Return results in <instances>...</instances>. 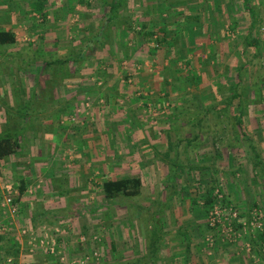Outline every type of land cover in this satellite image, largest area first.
<instances>
[{
    "label": "rangeland",
    "instance_id": "rangeland-1",
    "mask_svg": "<svg viewBox=\"0 0 264 264\" xmlns=\"http://www.w3.org/2000/svg\"><path fill=\"white\" fill-rule=\"evenodd\" d=\"M220 1L226 6L219 21L223 31L201 40L202 46L191 53L185 40L179 47L166 40L167 29L177 20L172 9H182L191 0H125L120 10L134 12L129 16L134 21L127 22L137 32L147 29L139 30L143 23L165 26L154 36L147 31L150 35L142 38L153 40L154 52L148 44L144 58L135 56L138 50L133 49L126 60L107 66L104 62L98 69L89 59L68 63L64 73L71 81L56 79L52 67L35 70L38 79L32 73L28 79L21 75L24 79L0 80V138L14 137L21 145L11 160L0 162V264H27L35 258V264H128L149 253L158 235V218L164 242L157 264H264V245L256 246L258 234L264 231V0L249 2L253 13L241 14L235 28L231 10L237 5L236 10L243 12L242 1ZM73 3L78 9L64 11L65 27L75 22L86 29L90 15L82 14L94 8L102 11L91 18V28L93 23L98 28L106 20L112 22V15L104 12L111 0ZM142 7L160 10V15L150 22L138 20L146 18ZM138 9L143 12L136 13ZM47 16L42 22L51 25L53 19ZM78 31H65L64 58L78 49L71 46ZM254 38L258 45H249ZM23 63L11 69L35 67ZM92 71L98 82L87 83L86 75ZM77 76L86 81L85 89L71 96ZM54 81L59 82L55 88ZM98 83L103 88L99 99L83 94ZM235 83L244 106L241 126L236 124L239 99L229 103L230 86ZM120 93L126 95L121 103L116 100ZM49 103L54 107L42 110ZM94 108H100L101 114ZM54 114L59 115L57 128L73 131L76 137L61 144L49 140L42 124ZM192 120L194 125L189 123ZM113 135L120 140L115 142ZM189 140H194L191 148ZM55 160L62 166L57 169L59 180L54 181L60 203L54 206L57 200L44 197L50 177L42 176L45 181L40 182L35 176L39 167ZM110 162L112 173H105L103 164ZM134 178L141 180L137 196L113 200L104 196L105 181ZM22 186L25 192L20 195ZM173 192V200L168 201ZM9 198L14 200L15 214L6 204ZM209 198L214 204H207Z\"/></svg>",
    "mask_w": 264,
    "mask_h": 264
},
{
    "label": "crops",
    "instance_id": "crops-1",
    "mask_svg": "<svg viewBox=\"0 0 264 264\" xmlns=\"http://www.w3.org/2000/svg\"><path fill=\"white\" fill-rule=\"evenodd\" d=\"M239 1H242L243 3L242 7L244 8V10L243 12L241 10H236L237 5H235V7H233V10H231L232 12L231 16L233 17V20L235 21L233 22L234 28L238 27V23L236 22H238V18L241 17V14L246 16L247 11L250 14L253 13V10L246 11L247 8H245L246 6L244 5V0H239ZM248 1L251 2L252 0H248ZM206 5H207V8H206ZM76 6L78 7L76 3H73L71 6V0H0V34L2 32H10L11 34L15 36V39H16L14 44H1L0 43V80L4 78H8L10 80H14V79L18 80L19 78L24 79L21 75H24L25 79H28V77L31 76L32 73L33 74L35 73V78L38 79L37 77L38 75H36L35 70L45 68L42 58L48 59L49 53H51L52 54L51 57L55 56V57H58V59L60 58L63 59L62 51H63V48L68 44V42L64 40V37L66 36L65 31L67 30L76 32L80 28V31L76 33L77 35H79V38L78 40H76V42L73 41L71 46L77 47L78 49L83 48L85 50L84 54H85L86 60L89 59L90 62L94 64V69H98L97 67L102 68L104 62H106L104 66H107V63L109 65L110 64L112 65L115 61L121 62L123 60H126V57L128 58L130 55L132 56L134 54L133 49L138 50L134 54L135 56H140V55L143 56L144 51H149L146 48L148 47V44H150L152 48L156 47L154 46L153 40H149V43L143 41L142 38H144L145 34L146 35L149 34L147 33V31L149 32L152 31L156 33V30L165 28V26H162L161 24L152 23L149 25L148 23L142 22L143 24H141L142 26L141 28H139V30L144 29V28H147V29H144L142 33H139V31L137 32V30H135V28H133L132 25L128 24L129 22H127L128 21L127 19H130L131 22L134 21L133 18H129V16L133 15L134 13L132 10H120L119 14H122V17L120 16V20L113 19L112 22H109L108 20H106L105 22L101 23L98 28H96V24L93 23V26L91 28V18L96 19L97 13L102 11V10H96L94 7H93L94 10H84L85 12L82 14L83 17L84 16L89 17L90 15V18L84 24L86 29H81L82 26L80 24H76L75 22L73 26L67 25L65 27V19H63L64 11L68 10L70 11L69 13H71V11L75 12L76 9H78L76 8ZM71 7L74 10H72ZM88 7L90 8L89 3H88ZM210 7L213 10H209ZM141 9H143V7ZM166 9H169L168 5L166 6ZM143 10L138 9L136 13H141L143 12ZM172 10H173V13L175 12V14L177 15V17H175V19L177 20L174 21L175 26H173L172 28H169L170 22L167 21L168 26L166 27L170 29V30L167 29L166 31V40L169 39L167 40L168 45H173V46L177 45V47H179L182 45V42H183L182 40H185L187 43L186 47L190 48L189 53H191V51L195 50L194 47L202 46V44L200 43L201 40H204V38H209V35H214L218 33V31H223L222 28H224V25L220 23V25H222L220 26L219 21H222V18H224L225 16L226 6L220 0L217 3L214 0L213 4H210L209 2L207 3V0H194V1L191 0L190 3L185 4L184 8L182 9L174 8ZM172 10H170L171 12L169 14L172 13ZM78 11L79 12L81 11L80 7ZM104 12L107 15L111 14L110 9L108 7L106 8V10H104ZM144 12H145L146 18L142 16H140L139 18L138 16L137 17V19L139 18L138 20H141V21L145 20L147 22H150L154 20L155 17L160 15V10H144ZM91 13L92 14L94 13V15H92ZM125 14H127L128 16H126ZM46 16L48 17V19H53V21L50 22L51 25L46 24L47 22H42L44 20L43 17H46ZM54 16H56V20L54 19ZM211 16H212V19H211ZM39 17L41 18L40 20L41 23L38 21V19H40ZM252 25L250 27H253ZM37 27L39 29H37ZM93 30L96 33L92 34L91 36V33L94 32ZM178 31L179 33H177ZM172 32L174 35L172 34ZM204 32L208 35L206 36L205 34H203ZM81 33L83 35H80ZM112 35L114 37L110 38ZM40 36L42 37L41 38L42 41L41 40L37 41V38ZM177 39L178 41L175 42V40ZM165 45L166 43L164 42L163 46ZM102 46H105V49H102V48L99 49ZM96 49L98 51H96ZM171 50H172V56H174V58L176 57L178 58L179 55L177 54V52H175L174 48H171ZM86 51H87V56H86ZM34 54L35 56H32ZM43 55L45 57H43ZM14 58L17 60H14ZM149 61L153 62L155 60H149ZM17 62H21V63L28 62V63H31V66L35 65V67L30 68L29 71L26 68V69L21 70L20 72H17L16 69H13V70L11 69V67L16 66ZM82 62H85V61H82ZM172 63H173V59L170 58L169 67L172 66ZM169 67L167 68V70L169 69ZM86 78L88 79L87 83H95V81L98 82L96 73L93 71L88 73L86 75ZM113 78H115V76H113ZM80 79L81 78H79L78 76H77L78 81H76L75 79H72L76 81L74 83H76L78 86H76L75 88H72V91L70 93L71 96L72 95L75 96L81 91H83L82 89H85V87L82 85H84L86 81L84 83V82L79 81ZM67 80L71 81L70 78L66 79V81ZM95 85L92 88V90L83 92V94L88 95L89 97H92L94 99H99V97L102 96L103 88L100 87L101 85L100 83L95 84ZM26 87L30 88L29 86H26ZM16 90L18 91V88H16ZM58 91L59 89L57 90V92ZM116 97H118L116 98V100L120 101V103L123 101H126V95H124V93H122L121 96L116 95ZM114 104L116 105V102L114 103L111 102L110 106L111 107L114 106L115 108H117ZM53 107H54L53 103L52 104L49 103L47 106H44V108L42 107V110L49 112V110H51ZM93 110L99 112L100 114L102 112L100 108L98 109L96 108V110L94 108ZM48 116H51V118L50 119L47 118L46 119L47 121L45 120V122L42 125H44L43 127H45V129L48 130L47 135L50 137L49 140H56L57 141L56 144H59V143L61 144L63 141H68L69 136L76 137L73 135L74 134L73 131L69 130L68 132L65 133V131H61L59 128H57L59 126L57 125V122H58L57 119L59 115L54 114V115H48ZM113 116L114 115H111L108 118L112 120L114 119ZM125 119H127V117ZM115 122H112L111 125H114ZM118 124H116V127L118 126ZM105 125L106 124H104V126ZM70 133L72 134L70 135ZM106 134H108V132H105L104 135ZM110 134H112V132H110ZM112 138L115 142H118L120 140L118 135H115V136L113 135ZM79 140L80 139L77 138V140L75 141H79ZM111 147L109 148V150L114 151ZM116 152L118 153V151ZM118 154L119 155L115 156L116 158L121 157V153H118ZM12 157L13 156H10L8 158H5L4 160L6 159L11 160ZM25 157L26 155L23 156V159H25ZM54 157L55 156H53L52 158ZM89 157L90 156L88 155V159L90 160L95 158L94 156H93L94 158H89ZM56 163H57V160H55L54 162L50 161L48 162V164H45L43 167L42 166L39 167L38 166L39 163H34V166L36 164V166L40 168V170L38 169V173H39L38 177L35 176L36 173L34 172L35 173L34 176L36 179H40L42 176L50 177V180L47 181L48 183L46 182L47 187H44L45 192L47 193L44 197L45 198L53 197L52 199L57 200V201L52 202L54 206L59 205L60 203L58 202L60 193L58 192V189L55 188L56 186L54 184V181L59 180L57 177H58V174H60V172H58L57 169L59 168V165L62 166V164L60 163L56 164ZM110 164L111 162L108 164L107 163L103 164L104 168L102 167V169L104 170L105 173L106 172L112 173V169H111L112 165ZM42 180L43 179L41 178L40 182ZM38 201L40 202L41 200H38ZM34 203L37 204L38 202H34ZM45 206L46 205L44 204V207ZM32 207L34 206L32 205ZM30 224L32 225L31 221H30ZM41 228L42 227H40L39 229ZM21 254L22 255H19L20 256L19 260L22 263L24 262L22 260L24 254L23 253ZM34 260L31 262L29 260L28 261L26 260V262L27 264H35L36 262Z\"/></svg>",
    "mask_w": 264,
    "mask_h": 264
},
{
    "label": "trees",
    "instance_id": "trees-1",
    "mask_svg": "<svg viewBox=\"0 0 264 264\" xmlns=\"http://www.w3.org/2000/svg\"><path fill=\"white\" fill-rule=\"evenodd\" d=\"M125 0H111L110 5V13L112 16L114 17H110L111 20L115 19V16L117 17V14L119 13L122 4H124ZM248 0H244V5L246 6L245 8H247L246 10H251L248 8ZM152 36H154V32H150ZM149 33V35H150ZM161 40V39H160ZM16 41L15 36L13 34H11L10 32H2L0 34V43L1 44H14ZM249 45L251 46H257L258 45V40L256 38L252 39L249 42ZM152 48V47H150ZM153 52L155 51V48H152ZM152 52V53H153ZM40 53V52H38ZM85 50L83 48H79L76 51H71V53L68 55L67 58H60L58 59V57H51V53H49L48 59H44L43 60V64L45 65V67L48 69L50 67L54 68V70L56 71V74L54 75V77H56V79L60 80H66L69 79L71 76L70 74L64 73V68L68 63H80L82 61H86V57H85ZM86 56H87V51H86ZM43 57H45L43 55ZM41 60V59H39ZM186 63H188V61H185ZM262 83H264L262 81ZM57 85H59L58 81H54L53 82V88H55ZM239 84L235 83L233 85L230 86V93H232L231 96V100H229V103H233L236 100L239 99V111H240V115L239 118H237L236 120V124L237 125H242V116H243V108L244 106H242L241 103V93L239 92ZM28 107V106H27ZM35 113H39L37 110L34 111ZM26 113V112H25ZM179 120V118L177 116L172 118V122L176 124V122ZM190 124H195V120H192L189 122ZM194 140L198 141L199 140V136L195 137ZM194 140H189L187 141V145L191 148L193 147L194 144ZM21 148L20 142L14 138V137H3L0 138V161L4 160L5 158H8L10 156H14L17 153H19ZM177 169V168H176ZM175 171V169H174ZM103 192H104V196L108 199H117L118 197L124 196V197H133V196H137L140 192V188H141V180L138 178H134V179H121V180H109V181H105L102 186H101ZM25 192V188H21L20 190V195L24 194ZM175 192H173L170 197L168 198V201H172L173 200V196H174ZM17 202V201H15ZM207 204H214L215 200L213 198H209L207 199ZM14 203V200H13ZM162 210V209H161ZM164 210V209H163ZM163 210L161 211V213L163 212ZM160 220V218H158ZM157 219L156 221V228H157V232L158 235L155 236V239L153 240V242H151V244L149 245V253L146 254L145 256L132 261L128 264H157L159 262V256H160V252L161 249L163 247V234H162V229L160 227V223L158 222L159 220ZM158 222V223H157ZM264 245V231L258 234L257 237V241H256V246L257 247H261ZM17 255V253H16Z\"/></svg>",
    "mask_w": 264,
    "mask_h": 264
},
{
    "label": "built area",
    "instance_id": "built-area-1",
    "mask_svg": "<svg viewBox=\"0 0 264 264\" xmlns=\"http://www.w3.org/2000/svg\"><path fill=\"white\" fill-rule=\"evenodd\" d=\"M7 201L8 202L6 204L10 208V211L12 209V212L15 214L17 212V208H16L15 204L13 203V198H9ZM12 262H13L12 259L8 260V263H12Z\"/></svg>",
    "mask_w": 264,
    "mask_h": 264
}]
</instances>
